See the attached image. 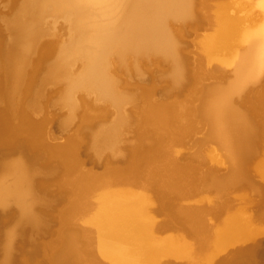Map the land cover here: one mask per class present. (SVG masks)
I'll return each instance as SVG.
<instances>
[{"label": "bare ground", "instance_id": "1", "mask_svg": "<svg viewBox=\"0 0 264 264\" xmlns=\"http://www.w3.org/2000/svg\"><path fill=\"white\" fill-rule=\"evenodd\" d=\"M1 220L3 264H264V0L2 2Z\"/></svg>", "mask_w": 264, "mask_h": 264}, {"label": "rangeland", "instance_id": "2", "mask_svg": "<svg viewBox=\"0 0 264 264\" xmlns=\"http://www.w3.org/2000/svg\"><path fill=\"white\" fill-rule=\"evenodd\" d=\"M4 1H6V0H2L1 3L4 2ZM1 3H0V4H1ZM155 69H156V68H155ZM153 70H154V68H153ZM153 79H154L153 76H152V78H151V76H150V81H153ZM44 111H45V112H47V111L52 112V111H53V108H52V106H48V105H47V107L43 110V112H44ZM40 116H41V115H34L35 118H39ZM63 135H64V134H63ZM7 213H9V214H7ZM7 213H6V216H7V217H6L5 214H4V217H5V218H3V220L9 218V217L12 215V214H10V213H12L10 210H9V212H7ZM9 215H10V216H9ZM2 223H3V222H2V220H1V221H0V224H1V227H0L1 230H0V232L2 231L3 228H5V229H3L4 232H2V233L4 234V233H5L6 231H8V229L10 228V227H9V228H6V227H7V226H10V225L4 224V223L2 224ZM2 226H4V227H2ZM29 232L32 233V230L29 231ZM2 233H0V238L2 239V243H3V241H5V240L3 239V238H5V236H3ZM1 235H2V236H1ZM4 235H5V234H4ZM26 235H27V234H25V236H24L25 238H28V237L30 238V233H29V236H28V235L26 236ZM1 239H0V244H2V243H1ZM24 240H26V239H24V238L22 237V238H20V240H18V241H20L19 244H23V243H24V244H23V245H24L23 248H26V247L28 246V244L25 243ZM27 240H28V239H27ZM22 241H23V242H22ZM4 243H5V242H4ZM0 246H3V245H0ZM1 248L3 249V247H0V255H1L0 258L2 259V260L0 259V264H3V252L1 251V250H2ZM24 250H26V249H24ZM27 250H28V249H27ZM1 261H2V262H1Z\"/></svg>", "mask_w": 264, "mask_h": 264}]
</instances>
